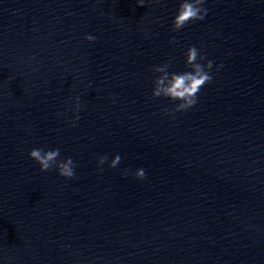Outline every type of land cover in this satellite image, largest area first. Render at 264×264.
Masks as SVG:
<instances>
[{
	"label": "water",
	"instance_id": "95a60500",
	"mask_svg": "<svg viewBox=\"0 0 264 264\" xmlns=\"http://www.w3.org/2000/svg\"><path fill=\"white\" fill-rule=\"evenodd\" d=\"M180 3L0 0V264H264V0L173 32ZM193 45L213 81L173 118L152 68Z\"/></svg>",
	"mask_w": 264,
	"mask_h": 264
},
{
	"label": "clouds",
	"instance_id": "9594fccd",
	"mask_svg": "<svg viewBox=\"0 0 264 264\" xmlns=\"http://www.w3.org/2000/svg\"><path fill=\"white\" fill-rule=\"evenodd\" d=\"M206 0H181L177 13L173 20L172 31L178 32L183 29L190 22L202 21L206 18L208 9L204 7ZM139 6H145V0H137ZM88 41H95L97 38L92 35L85 37ZM171 43L176 44V38L173 37ZM185 70L184 71H170L173 67L174 57L165 61L162 65L154 66L152 68L155 73L153 80L152 99L164 98L171 101V107H163L161 109L165 114L175 118L178 112H187L198 103V96L201 89L213 81V66L214 61L207 59L202 54L201 49L196 46L188 47L185 53ZM224 67L220 64L216 67L219 72ZM71 103V100L69 101ZM81 108V100L79 96L75 97V110L79 113ZM80 119L76 115L72 123V127L76 126V121ZM31 159L35 160L39 165L41 171H58L59 175L72 179L75 176V167L71 157L66 159L60 158V149L45 150L44 148H34L29 152ZM108 160L107 155L98 157L100 166L104 165ZM121 162V156L117 154L111 161L110 167L116 168ZM103 171V167L99 168ZM127 170L125 175H127ZM146 177V172L143 168L137 169L134 174L135 179L143 180Z\"/></svg>",
	"mask_w": 264,
	"mask_h": 264
}]
</instances>
